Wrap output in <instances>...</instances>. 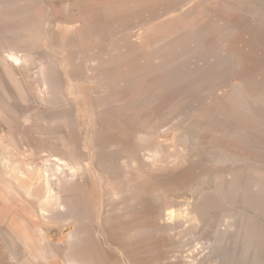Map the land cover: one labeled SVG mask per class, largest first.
Instances as JSON below:
<instances>
[{
	"label": "bare ground",
	"instance_id": "bare-ground-1",
	"mask_svg": "<svg viewBox=\"0 0 264 264\" xmlns=\"http://www.w3.org/2000/svg\"><path fill=\"white\" fill-rule=\"evenodd\" d=\"M35 2L0 9V116L44 160L6 154L0 198L71 227L65 264H108L96 236L125 264H264V0Z\"/></svg>",
	"mask_w": 264,
	"mask_h": 264
},
{
	"label": "rangeland",
	"instance_id": "rangeland-1",
	"mask_svg": "<svg viewBox=\"0 0 264 264\" xmlns=\"http://www.w3.org/2000/svg\"><path fill=\"white\" fill-rule=\"evenodd\" d=\"M35 1L36 2L33 3V6L35 7V9H39L43 4L47 7H50L54 0ZM38 1H40V3ZM3 2H5V0H0V9L3 7ZM57 27V25H54V29ZM136 38L139 39V35ZM36 46L37 49L35 53V60L29 63L26 69H18L16 72L18 79H25L28 81L30 80V85L35 92V96L32 97L31 101H22L20 103L21 107H26L27 109H34L35 106H40V92L36 90L39 87L40 82L38 73L41 70L43 64L48 60L47 53L49 49L43 46L41 42H38ZM44 52H46V54ZM41 63L42 65L40 67ZM0 72H2L1 64ZM3 72L1 74H3ZM3 76L11 90L15 91L13 90L14 86L10 78L7 75ZM64 86L70 92L74 91L73 82L65 80ZM23 104L25 105V107L23 106ZM8 126L9 125H7V123L0 116V179L3 181L10 178L4 166V156L6 154L14 158L16 161L18 160L19 163L20 161H31L34 163H39L44 160V158L38 155H33L32 151L30 150V146L28 147L30 143L21 142L19 135L16 133V130ZM161 139L165 140L166 138L162 137ZM168 139H170V136ZM170 140H172V138ZM29 157H31L32 159H29ZM37 168H40V166H38ZM14 184L16 185L17 182L14 181ZM1 187L2 183L0 182V188ZM10 191L11 189L7 188V191L3 192L2 197L0 198V264H65L66 258H64L63 253H65L66 257L67 250L60 245L57 246L56 243L59 244L61 237L63 238V236H65L68 231H70L71 227L66 224H64L63 226L52 225L51 230H47L49 224L40 222L39 220L38 216L40 213L37 208V202L33 200L31 201V199H18L15 197L11 198L10 193L13 191ZM14 195L15 194L13 193L11 196ZM179 197L181 198L178 199L187 201L191 199V193L189 192L188 194ZM26 200H28L29 202H27ZM260 224H262V228L264 229V218ZM92 228L94 232L95 230L97 231L95 226L92 225ZM39 229H42V231H46V236H48V239H51V242L47 244V246L49 245L48 247L36 242L35 237L37 236ZM211 233H205V235L211 237L213 236V233L212 235ZM188 237L189 236H185V239H187ZM201 238L199 236V239ZM95 240L99 250L105 256L104 258L106 259L108 264H125L118 250H115V247H111L109 242H106L104 241V238H98L97 236ZM49 247L52 249H50ZM59 261H62V263H60Z\"/></svg>",
	"mask_w": 264,
	"mask_h": 264
}]
</instances>
